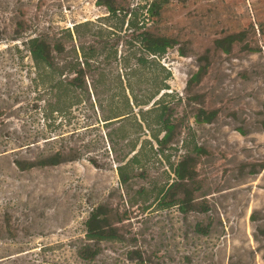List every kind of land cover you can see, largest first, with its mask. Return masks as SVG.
Segmentation results:
<instances>
[{
    "label": "rangeland",
    "instance_id": "374dc122",
    "mask_svg": "<svg viewBox=\"0 0 264 264\" xmlns=\"http://www.w3.org/2000/svg\"><path fill=\"white\" fill-rule=\"evenodd\" d=\"M146 1L116 4L130 9ZM157 2L160 13L148 27L172 42L159 59L172 72L160 94L169 93L175 124L166 153L174 164L191 154L196 170L194 182L171 191L183 204L170 207L159 192L178 178L165 160L147 148L140 175L123 184L117 166L128 147L120 142L112 150L97 105L83 103L64 126L50 114L45 86L33 80L24 38L64 40L66 28L85 20L96 23L91 35L99 38L106 6L0 0V264H264V0ZM231 34L240 39L226 52L215 42ZM62 148L82 157L28 167ZM99 205L120 239L101 241L100 254L85 259L86 221Z\"/></svg>",
    "mask_w": 264,
    "mask_h": 264
},
{
    "label": "trees",
    "instance_id": "16d2710c",
    "mask_svg": "<svg viewBox=\"0 0 264 264\" xmlns=\"http://www.w3.org/2000/svg\"><path fill=\"white\" fill-rule=\"evenodd\" d=\"M99 2L108 10L107 15L97 20L100 23L97 25L99 38L91 35L96 25L93 20L75 23L73 29L66 28L64 40L42 33L24 38V48L34 63L35 86L37 89L45 86L49 94L50 114L56 113V117H61L60 123L64 126L71 124V119H66L67 115L83 103L89 101L93 108L97 105L100 119L108 129L106 135L112 150L116 151L120 142L128 147L125 158L118 160L121 182L127 185L140 175L135 170L144 167L142 159L148 148L151 156L165 160L178 178L167 188L160 189V204L163 207L183 204L184 200L171 191L194 182L196 170L191 154H186L174 164L171 155L166 153L175 124L171 121V109L166 102L169 93L160 94L171 87L168 80L172 72L159 59L166 54L172 42L166 36L151 32L148 27L151 16L160 13V6L157 0H148L130 9L118 6L116 0ZM128 30H131L130 36H123L125 33H122ZM74 34L77 44L74 43ZM65 39L71 41V46ZM238 39L239 34H231L215 43L229 52ZM130 128L134 129L135 136ZM67 132L62 131L58 135L65 137ZM200 149L195 144L192 151ZM81 157L82 154H74L72 148H62L29 162L28 167L58 165ZM139 192L148 202L147 189L141 188ZM187 198L190 200V194ZM86 239L79 250L85 259H94L100 254L101 241L120 239L118 228L104 205L91 211L86 221Z\"/></svg>",
    "mask_w": 264,
    "mask_h": 264
}]
</instances>
